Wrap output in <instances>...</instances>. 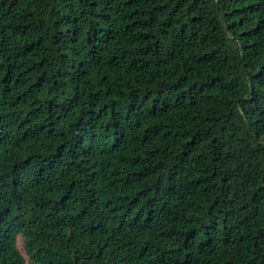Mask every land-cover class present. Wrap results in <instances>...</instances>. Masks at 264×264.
Segmentation results:
<instances>
[{
	"label": "trees",
	"instance_id": "1",
	"mask_svg": "<svg viewBox=\"0 0 264 264\" xmlns=\"http://www.w3.org/2000/svg\"><path fill=\"white\" fill-rule=\"evenodd\" d=\"M0 264H264V0H0Z\"/></svg>",
	"mask_w": 264,
	"mask_h": 264
},
{
	"label": "rangeland",
	"instance_id": "2",
	"mask_svg": "<svg viewBox=\"0 0 264 264\" xmlns=\"http://www.w3.org/2000/svg\"><path fill=\"white\" fill-rule=\"evenodd\" d=\"M18 249L20 250L21 254L24 256V258L27 260V256L25 254L24 248L22 246V241L20 238H18V243H17Z\"/></svg>",
	"mask_w": 264,
	"mask_h": 264
}]
</instances>
